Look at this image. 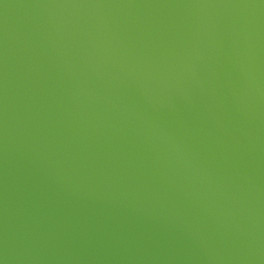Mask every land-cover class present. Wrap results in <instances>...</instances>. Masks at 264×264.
Instances as JSON below:
<instances>
[{"label":"water","instance_id":"95a60500","mask_svg":"<svg viewBox=\"0 0 264 264\" xmlns=\"http://www.w3.org/2000/svg\"><path fill=\"white\" fill-rule=\"evenodd\" d=\"M3 264H264V0H0Z\"/></svg>","mask_w":264,"mask_h":264},{"label":"clouds","instance_id":"9594fccd","mask_svg":"<svg viewBox=\"0 0 264 264\" xmlns=\"http://www.w3.org/2000/svg\"><path fill=\"white\" fill-rule=\"evenodd\" d=\"M0 264H3V262H2V261H0Z\"/></svg>","mask_w":264,"mask_h":264}]
</instances>
